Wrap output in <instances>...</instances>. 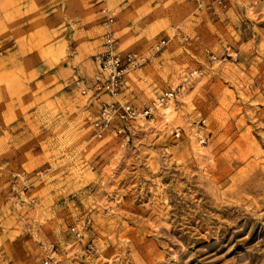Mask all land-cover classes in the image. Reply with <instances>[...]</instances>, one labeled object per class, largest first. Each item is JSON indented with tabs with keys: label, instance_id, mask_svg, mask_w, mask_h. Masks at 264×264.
I'll list each match as a JSON object with an SVG mask.
<instances>
[{
	"label": "rangeland",
	"instance_id": "obj_1",
	"mask_svg": "<svg viewBox=\"0 0 264 264\" xmlns=\"http://www.w3.org/2000/svg\"><path fill=\"white\" fill-rule=\"evenodd\" d=\"M201 1H107L119 50L148 57L119 96L178 94L128 141L92 138L98 101L80 93L98 0H26L1 29L22 61L0 76V264H264V0Z\"/></svg>",
	"mask_w": 264,
	"mask_h": 264
},
{
	"label": "built area",
	"instance_id": "obj_2",
	"mask_svg": "<svg viewBox=\"0 0 264 264\" xmlns=\"http://www.w3.org/2000/svg\"><path fill=\"white\" fill-rule=\"evenodd\" d=\"M107 0H98L99 14L101 15L100 25L102 30L103 50L98 54V71L88 85L80 87V93L89 95L98 101V110L95 118L91 122L92 138L103 139L112 136L119 140L128 141L138 127V120L151 118L154 110L159 106L167 104L177 99L178 94L174 91H165L151 106L139 109L129 101L123 100L119 94L125 83V76L128 72L141 70L146 64L148 57L142 50L121 51L118 48V38L112 28L117 19L116 9L109 7ZM197 6L203 7L201 0H193ZM213 3H220L221 0H208ZM165 41H160L152 46L153 51H159ZM207 53H210L206 50ZM210 59L215 58L211 53ZM80 84L79 80H76ZM106 94L109 99H102L100 95ZM180 132L175 131L178 137ZM24 174L13 173L9 181L12 193L15 198H29L28 191L32 186ZM88 219L86 224L88 225ZM71 231L76 237H81V230L72 227Z\"/></svg>",
	"mask_w": 264,
	"mask_h": 264
},
{
	"label": "crops",
	"instance_id": "obj_3",
	"mask_svg": "<svg viewBox=\"0 0 264 264\" xmlns=\"http://www.w3.org/2000/svg\"><path fill=\"white\" fill-rule=\"evenodd\" d=\"M26 3V0H0V45L2 47L0 49V76L15 74L21 64L22 59L19 55V46L16 40L14 38L10 40L9 36L5 37L1 29L10 27V22L12 21L17 24L13 25L14 29L20 30L19 23L21 15L25 12ZM96 6L99 9L100 4L97 2Z\"/></svg>",
	"mask_w": 264,
	"mask_h": 264
},
{
	"label": "bare ground",
	"instance_id": "obj_4",
	"mask_svg": "<svg viewBox=\"0 0 264 264\" xmlns=\"http://www.w3.org/2000/svg\"><path fill=\"white\" fill-rule=\"evenodd\" d=\"M165 118H167V117L165 116ZM165 118H164V119H165Z\"/></svg>",
	"mask_w": 264,
	"mask_h": 264
}]
</instances>
